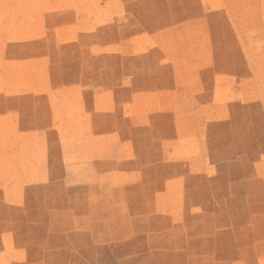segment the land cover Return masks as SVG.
<instances>
[{"label": "rangeland", "instance_id": "obj_1", "mask_svg": "<svg viewBox=\"0 0 264 264\" xmlns=\"http://www.w3.org/2000/svg\"><path fill=\"white\" fill-rule=\"evenodd\" d=\"M0 264H264V0H0Z\"/></svg>", "mask_w": 264, "mask_h": 264}]
</instances>
